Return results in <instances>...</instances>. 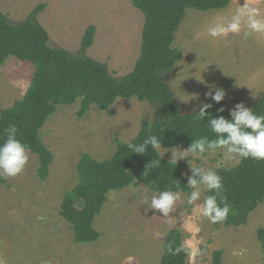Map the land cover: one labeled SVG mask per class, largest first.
Here are the masks:
<instances>
[{
  "label": "rangeland",
  "instance_id": "rangeland-1",
  "mask_svg": "<svg viewBox=\"0 0 264 264\" xmlns=\"http://www.w3.org/2000/svg\"><path fill=\"white\" fill-rule=\"evenodd\" d=\"M242 2L233 0L221 11H187L174 44L182 60L166 79L184 113H194L204 99L206 84L225 90L222 104L230 109L240 102L253 109L264 96V34L249 38L230 35L226 43L208 35L217 17L230 18ZM248 2L264 13V0ZM40 4L46 7L38 22L54 47L77 55L86 30L93 25L96 36L85 55L107 64L117 78L134 70L141 55L145 18L132 0H3L0 12L18 24ZM35 71L32 63L15 57L0 66V112L24 98ZM79 109V102L59 106L41 130L42 140L54 156L46 180L38 176V156L28 152L24 171L0 185V264H160L165 238L175 228L182 232L183 244L190 252L187 264H213L217 250L223 251V264H264V245L257 236L264 228V202L250 215L247 225L216 227L194 212L183 195L168 218L149 211L156 193L143 184L110 192L94 222L100 239L77 244L60 207L64 195L78 183L82 155L100 161L111 158L117 142L136 138L142 121L153 120L158 112L137 99H120L105 111L92 107L81 119ZM158 150L164 159H171L173 149L162 146ZM189 162L214 171L239 164L221 153L204 154L198 160L190 157ZM177 163L188 167L186 177L192 175L187 159ZM208 195L202 190L196 203L201 204ZM82 206V202L77 204Z\"/></svg>",
  "mask_w": 264,
  "mask_h": 264
},
{
  "label": "trees",
  "instance_id": "trees-1",
  "mask_svg": "<svg viewBox=\"0 0 264 264\" xmlns=\"http://www.w3.org/2000/svg\"><path fill=\"white\" fill-rule=\"evenodd\" d=\"M232 1L132 0L133 6L144 15L145 24L140 58L134 70L123 78L112 75L107 64L85 55V51L93 46L95 26L86 30L81 51L73 55L54 47L48 32L38 22L45 4L37 6L24 22L18 24L11 23L0 12V66L8 58L15 57L36 67L24 98L0 112V144L6 139L4 130L14 124L17 139L28 146L29 152L38 156L37 172L44 181L49 176L54 156L42 140L41 130L58 107L79 102L77 116L81 119L92 107L105 111L120 99H137L158 110L153 120L142 121L139 134L129 143L139 144L148 136L156 135L161 139L162 146L173 149L188 147L202 136L214 138L207 119L196 121L194 115L198 112H183L166 79L182 60V53L174 44L187 11H221L227 9ZM221 107L225 111L219 113L217 109ZM228 109L222 102L214 103L209 114L230 118ZM253 111L264 115V96ZM129 143L117 142L116 153L102 161L87 153L82 155L77 166L78 183L64 195L60 207V215L71 225L77 244L94 243L100 239L101 234L95 229L94 222L112 191L140 184L154 193L169 188L182 193L191 191L185 175L188 170L186 165L168 163L159 150H152L151 146L144 155L132 153L126 146ZM216 172L222 178V195L227 197L230 211L226 220L214 225H247L250 215L264 202V162L243 160L233 168H220ZM5 184L6 178H0V185ZM213 194L209 192V195ZM80 202L83 203L82 208L77 207ZM257 236L264 245V228L258 230ZM169 245L173 248L184 246L183 235L178 228L166 236L160 264H187L189 250L184 246V251L172 255L167 251ZM212 263L223 264V251L213 253Z\"/></svg>",
  "mask_w": 264,
  "mask_h": 264
},
{
  "label": "clouds",
  "instance_id": "clouds-1",
  "mask_svg": "<svg viewBox=\"0 0 264 264\" xmlns=\"http://www.w3.org/2000/svg\"><path fill=\"white\" fill-rule=\"evenodd\" d=\"M241 34L244 38L264 34V13L259 7L250 4L248 0H244L243 5H240L230 18L217 17L215 23L208 29V35L213 40L225 43L230 35ZM205 86L207 91L204 93V99L200 100L197 107L193 109L194 113L198 109L194 119L196 121L207 119V126L214 134V138L202 136L193 140L184 150L173 147V151L170 152L171 159L168 162L177 164L179 160H188L192 175L187 176V185L191 191L186 194L172 190V188L158 191L151 198L149 211L168 218L176 202L183 195L187 204L194 206L192 209L194 212H199L210 223L215 224L226 220L230 211L227 197L222 195L224 192L222 178L214 170L192 166L189 158L198 160L204 154L221 153L226 159L236 163L248 159L264 162V115H257L243 102L227 110L230 118H225L223 115H210L209 109L213 107V103L220 104L224 101L226 93L224 89L214 85L206 84ZM252 97L255 99L257 96ZM194 99H199V97ZM209 100L213 103H206ZM217 111L222 113L225 108L221 107ZM16 133L17 127L14 124L4 130L6 139L0 144V178L15 177L21 174L28 164L30 149L17 139ZM126 146L132 153L144 155L148 153L149 146L152 150H158L162 144L161 139L156 135H151L142 143H129ZM156 163L157 166L160 165V161ZM176 187L179 188V185ZM202 190L214 194L208 195L201 204H197L196 202L201 199ZM167 251L172 255H178L184 251V246L173 248L169 245Z\"/></svg>",
  "mask_w": 264,
  "mask_h": 264
},
{
  "label": "crops",
  "instance_id": "crops-1",
  "mask_svg": "<svg viewBox=\"0 0 264 264\" xmlns=\"http://www.w3.org/2000/svg\"><path fill=\"white\" fill-rule=\"evenodd\" d=\"M248 1H251V0H248ZM242 3H244V0H243V2H242ZM263 82H264V80H263ZM261 98H262V97H261ZM261 98H260V99H261ZM260 99H259V101H260Z\"/></svg>",
  "mask_w": 264,
  "mask_h": 264
}]
</instances>
